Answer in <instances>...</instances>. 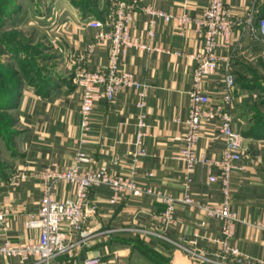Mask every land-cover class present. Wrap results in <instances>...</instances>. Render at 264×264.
I'll return each instance as SVG.
<instances>
[{
  "label": "crops",
  "instance_id": "obj_1",
  "mask_svg": "<svg viewBox=\"0 0 264 264\" xmlns=\"http://www.w3.org/2000/svg\"><path fill=\"white\" fill-rule=\"evenodd\" d=\"M125 1L135 13L131 33L141 40H146L145 31L149 26L148 16L142 10L145 5L151 4L165 12L186 11L191 16H199L207 3V0ZM224 3L237 18L247 16L250 9L254 17L264 16V0H224ZM93 7L92 14L83 16L79 8L69 5V13L51 21L50 28L46 30V39L52 48L48 60H54L45 73L49 84L43 93L35 92V87L28 83L20 89L13 108L19 133L15 138L14 159L12 166L8 165V173L16 168L35 172L50 162L66 168L72 162L81 100L74 72L78 68H102L109 58L110 42L97 40L94 37L96 30L85 22L87 19L109 16L111 7L107 0H95ZM153 28L152 43L162 49L180 51L183 55L137 48H129L125 54L124 68L149 85L145 104L148 126L147 134L143 137L146 154L142 158L137 180L179 195L182 164L176 156L183 146L182 120L189 107L188 91L194 67V61L186 54L199 51L202 38L192 23L184 35L178 33L177 25L172 21L159 20ZM231 37L238 47V53L259 46L240 25L234 27ZM218 78L220 73L202 82L210 95V104L219 102L218 90L213 87ZM135 100L134 90L121 88L112 100L103 98L94 102L92 125L85 146V152L90 156L86 167L107 165L116 175L127 173V151L133 148L136 132ZM244 124L233 114L235 130L242 134ZM216 127V121H203L201 138L197 143L199 152L220 156L223 142L213 137ZM242 152L241 167L234 170L230 178L231 208L239 216L264 220V140L244 136ZM193 170L194 197L203 202L217 203L221 198L219 182L204 184L205 170L199 166ZM0 176V206L11 209L5 229H0V239L9 238L21 243L35 241L37 229L28 228L24 222L30 213L38 209L41 196L38 178L30 175L21 186L13 187L7 183L3 171ZM56 190L59 199L73 195L71 186L65 182H61ZM110 193L106 185L91 189L89 203L96 205L97 211L86 221L83 236L63 225L65 239L73 246L70 252L58 257L67 264L91 257L99 258L97 264H163L160 258L168 260L169 264H193L183 246H195L203 251L217 247L213 239L219 235L220 222L204 216L196 207L178 204L175 211L177 223L164 229L157 217L163 205L151 196L143 194L111 203ZM202 220L205 221L204 225L200 224ZM232 241L242 251L260 258L264 264L263 231L239 224L235 227ZM0 264L20 262L14 257L0 256Z\"/></svg>",
  "mask_w": 264,
  "mask_h": 264
},
{
  "label": "built area",
  "instance_id": "obj_2",
  "mask_svg": "<svg viewBox=\"0 0 264 264\" xmlns=\"http://www.w3.org/2000/svg\"><path fill=\"white\" fill-rule=\"evenodd\" d=\"M111 7L109 16L101 19L91 18L85 22L88 27L96 30L94 37L97 40L105 39L110 42L109 58L106 66L102 68H78L74 72L75 82L81 91V100L77 144L72 162L66 168H60L56 162H50L35 172L16 168L8 173L7 183L13 187L21 186L30 175L38 178L41 191L38 209L30 213L24 222L28 228L37 229L38 236L35 241L28 240L24 243L14 242L9 238L0 239V256L17 258L20 264H67L58 257L70 252L73 246L65 239L63 225L69 231H78L83 236L86 221L97 211V206L89 203V193L95 187L106 185L111 191V203L144 194L162 204L163 209L157 217L164 229L177 223L175 211L178 204L194 206L204 216L217 219L220 222V231L218 237L213 239L217 244L215 249L203 251L195 246L182 247L192 258L193 264H263L260 258L242 251L232 241L237 225L245 224L264 232V220L239 216L231 208L230 178L232 172L241 167L239 162L243 158L244 140V136L233 128L231 102L234 92L232 64L235 44L232 42L231 32L235 26L240 25L242 30L264 43V16L254 17L250 9L247 16L234 17L224 0H207L206 7L201 10L199 16H191L186 11L165 12L150 4L142 8L148 16L149 26L145 31L146 40H141L131 33V22L135 18L133 7L122 0H111ZM159 20L175 22L180 35H184L192 23L194 30L199 32L202 38L200 50L186 54L194 61V67L191 70V86L188 91L189 107L186 117L182 120L183 146L176 156L182 164L179 195L137 180L142 158L146 154L143 137L147 134L148 126L145 104L149 85L124 68L125 54L129 48L183 55L180 51L162 49L151 42L155 33L153 27ZM90 47L91 45L89 49ZM218 73L220 78L213 87L218 90L219 102L210 104V95L202 82ZM121 88L134 90L137 106L133 148L127 151L129 163L127 173L122 176L112 173L107 165L86 167L90 156L85 152L92 125L94 102L103 98L112 100ZM203 121L217 122L213 137L223 142L219 157L197 150ZM197 166L205 170L204 184L219 182L221 198L217 203L203 202L194 197L192 175ZM61 182L71 186L72 197L57 198L56 189ZM10 211L8 207L0 206V229H5ZM200 224L204 225L205 221L202 220ZM142 231L157 234L149 230ZM98 261V257H91L82 261L74 260L71 264H97Z\"/></svg>",
  "mask_w": 264,
  "mask_h": 264
},
{
  "label": "rangeland",
  "instance_id": "obj_3",
  "mask_svg": "<svg viewBox=\"0 0 264 264\" xmlns=\"http://www.w3.org/2000/svg\"><path fill=\"white\" fill-rule=\"evenodd\" d=\"M74 1L77 0H0V105H4L16 78L20 75L29 78L37 73L40 80L52 66L50 64L54 60H48L52 48L46 39V30L50 28L51 21L69 13V5L76 7ZM107 1L111 7V0ZM251 38L253 40L254 37ZM255 41L259 46L243 53H238L235 45L232 64V113L238 116L239 121L245 122L243 131L259 118H264V43ZM9 112L0 108V166L5 179L8 177V165L12 166L15 138L19 133L16 122L13 125L9 122L12 117Z\"/></svg>",
  "mask_w": 264,
  "mask_h": 264
},
{
  "label": "trees",
  "instance_id": "obj_4",
  "mask_svg": "<svg viewBox=\"0 0 264 264\" xmlns=\"http://www.w3.org/2000/svg\"><path fill=\"white\" fill-rule=\"evenodd\" d=\"M94 2V0H77L74 1V5L77 8H80L83 16H86L88 14H92L91 12L94 9ZM34 75L35 76L32 75L29 78H26V76L24 75H20V77L16 78V80H14L12 82V85L10 86L8 95L5 97L4 105H0V108L10 110L9 113L12 117L9 119V122H11L12 125L16 122V114L13 112V108L15 106L16 99L20 94V89L22 85L28 83L29 85L34 86L35 92L38 93H43V90L48 87L49 79L46 77V75H42L43 77L40 80L38 78L39 75H37V73ZM242 135L251 138H264V118L262 117L261 119L259 118L258 120H256V122L253 123L252 126H249L246 130L242 131ZM0 172L2 173L1 166ZM148 254L152 255L150 252H148ZM160 260L163 264H169V261L166 259L163 260L162 258H160Z\"/></svg>",
  "mask_w": 264,
  "mask_h": 264
}]
</instances>
